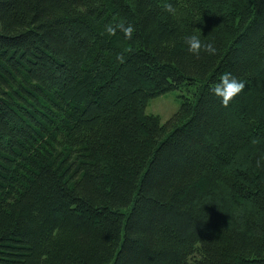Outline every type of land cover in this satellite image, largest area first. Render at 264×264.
Here are the masks:
<instances>
[{
    "label": "trees",
    "instance_id": "16d2710c",
    "mask_svg": "<svg viewBox=\"0 0 264 264\" xmlns=\"http://www.w3.org/2000/svg\"><path fill=\"white\" fill-rule=\"evenodd\" d=\"M0 264H264V0H0Z\"/></svg>",
    "mask_w": 264,
    "mask_h": 264
},
{
    "label": "clouds",
    "instance_id": "9594fccd",
    "mask_svg": "<svg viewBox=\"0 0 264 264\" xmlns=\"http://www.w3.org/2000/svg\"><path fill=\"white\" fill-rule=\"evenodd\" d=\"M165 8L169 13L174 14L176 12V8L173 6L172 3L165 4ZM117 27L123 32L124 37L126 39L132 38L134 29L131 24L125 25L123 22H121L116 27H113L109 24L106 26V31L110 34L115 33ZM185 42L188 45V50L195 54H199L201 48L206 49L210 53L215 52V48L212 46V44L202 42L198 35H186ZM244 88L245 82L243 80L237 79L231 73L226 72L220 76L218 82L214 83V86L212 87V92L214 93V95L221 99V102L224 105H227L229 101L238 93H240Z\"/></svg>",
    "mask_w": 264,
    "mask_h": 264
},
{
    "label": "rangeland",
    "instance_id": "374dc122",
    "mask_svg": "<svg viewBox=\"0 0 264 264\" xmlns=\"http://www.w3.org/2000/svg\"><path fill=\"white\" fill-rule=\"evenodd\" d=\"M183 94L189 95L190 91H187L185 87H181L153 96L147 100L145 112L158 116L160 122L164 123L178 110Z\"/></svg>",
    "mask_w": 264,
    "mask_h": 264
}]
</instances>
